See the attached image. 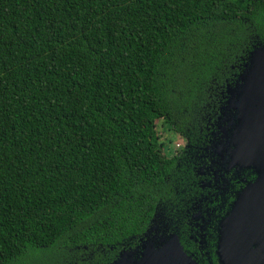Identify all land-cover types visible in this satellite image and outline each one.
Returning a JSON list of instances; mask_svg holds the SVG:
<instances>
[{"label": "trees", "instance_id": "obj_1", "mask_svg": "<svg viewBox=\"0 0 264 264\" xmlns=\"http://www.w3.org/2000/svg\"><path fill=\"white\" fill-rule=\"evenodd\" d=\"M263 47L264 0H0V264H114L194 217L216 242Z\"/></svg>", "mask_w": 264, "mask_h": 264}, {"label": "flooded vegetation", "instance_id": "obj_2", "mask_svg": "<svg viewBox=\"0 0 264 264\" xmlns=\"http://www.w3.org/2000/svg\"><path fill=\"white\" fill-rule=\"evenodd\" d=\"M260 93H256L248 109L255 112L260 103ZM252 118L255 116H251ZM256 119V118H255ZM257 122H255L256 124ZM234 138L231 140V239L228 240L229 255L231 264H264V181L262 188H245L257 178L259 171L264 170V151L261 155L256 152L255 146L249 152L254 157L258 155V162L255 158L248 162V166L242 168L234 163L233 150ZM264 149V148H263ZM254 150V151H253ZM248 161V158H247ZM258 167L260 169H258ZM246 182V183H245ZM240 183V188L235 184ZM244 187L242 188V186ZM218 195L223 197L228 188H215ZM250 189V190H249ZM244 193L242 205H236L238 195ZM226 194V193H225ZM204 211V210H203ZM238 215V216H237ZM200 217H194L191 230L187 240L176 237H169L168 243H161L164 248L151 241L138 240L135 248L124 255H119V264H137L144 255H149L151 264H223L220 257V232L219 224L215 227L216 242L212 243L211 233L208 232L212 225L207 228L199 221ZM244 218V219H243ZM243 219V220H242ZM242 220V221H241ZM238 221L242 222L238 226ZM240 231L244 234L241 235ZM180 248L178 247V245ZM149 246L151 250H147ZM214 247V248H213ZM142 264H147L143 263Z\"/></svg>", "mask_w": 264, "mask_h": 264}, {"label": "water", "instance_id": "obj_3", "mask_svg": "<svg viewBox=\"0 0 264 264\" xmlns=\"http://www.w3.org/2000/svg\"><path fill=\"white\" fill-rule=\"evenodd\" d=\"M244 74L245 76L240 77L241 81L238 82L236 86L233 87V89H231L230 100L231 111L236 114L238 121L237 129L235 132L233 131L231 136L232 139L234 138L233 141L235 145L232 157L234 163L242 168H245L244 165L248 166L250 159L253 160L255 158V161L258 162V155L254 157L252 154L253 152L249 154L253 148V145L255 146L256 152L259 155H261V151H264V47L257 48L254 50V52H252L250 63L247 66ZM256 93L261 94L260 103L258 104L259 109H257L255 112H251L248 109V106L250 105L251 99H253ZM253 115L256 119L251 117ZM231 121H233V117H231ZM255 122L257 123L255 124ZM258 169L260 168L258 167ZM263 181L264 170L259 171L255 181L250 183L245 188H262ZM243 196L244 193L238 195V201H236V205L243 204L241 203L243 202ZM232 219L233 215L231 214L230 210L222 219L219 226L220 257L222 258L223 264H231L228 240L231 239ZM241 224L242 222L238 221V226ZM240 234L244 235L241 231ZM173 237H176L178 242L177 236L173 235ZM178 247L180 248L179 245ZM146 248L147 250L145 252H149L151 250L149 246H146ZM163 248H161V250ZM114 264H119V262L117 261Z\"/></svg>", "mask_w": 264, "mask_h": 264}, {"label": "rangeland", "instance_id": "obj_4", "mask_svg": "<svg viewBox=\"0 0 264 264\" xmlns=\"http://www.w3.org/2000/svg\"><path fill=\"white\" fill-rule=\"evenodd\" d=\"M157 132L160 136L159 141L162 142V156H173L181 147L185 146V142L181 136L170 130V128L167 127V125L163 124L161 121H158L157 123ZM178 145H180L178 147ZM47 256H43V259ZM36 259L35 256H27L26 258L21 260L20 264H29V262L32 260L34 261ZM48 259L53 260V256H49ZM151 258L149 255H144L137 264L147 263L151 264Z\"/></svg>", "mask_w": 264, "mask_h": 264}, {"label": "built area", "instance_id": "obj_5", "mask_svg": "<svg viewBox=\"0 0 264 264\" xmlns=\"http://www.w3.org/2000/svg\"><path fill=\"white\" fill-rule=\"evenodd\" d=\"M180 145H178V147H179Z\"/></svg>", "mask_w": 264, "mask_h": 264}]
</instances>
